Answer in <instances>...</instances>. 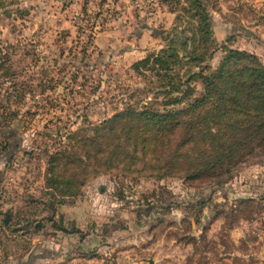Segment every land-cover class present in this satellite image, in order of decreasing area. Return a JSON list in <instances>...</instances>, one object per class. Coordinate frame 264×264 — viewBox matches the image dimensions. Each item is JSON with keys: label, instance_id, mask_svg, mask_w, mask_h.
I'll list each match as a JSON object with an SVG mask.
<instances>
[{"label": "rangeland", "instance_id": "obj_1", "mask_svg": "<svg viewBox=\"0 0 264 264\" xmlns=\"http://www.w3.org/2000/svg\"><path fill=\"white\" fill-rule=\"evenodd\" d=\"M205 1L207 64L223 47L264 64V0ZM184 5L0 0V264H264V147L221 177L111 170L83 174L76 195L46 187L51 154L85 156L73 133L153 99L132 64L195 21ZM240 198L254 205L235 219Z\"/></svg>", "mask_w": 264, "mask_h": 264}, {"label": "trees", "instance_id": "obj_2", "mask_svg": "<svg viewBox=\"0 0 264 264\" xmlns=\"http://www.w3.org/2000/svg\"><path fill=\"white\" fill-rule=\"evenodd\" d=\"M184 1L182 11L195 21L164 35L165 47L132 64L149 80L146 92H153V99L141 101L138 107L126 104L93 127V135L84 130L73 133H80L77 144L85 156L75 152L72 159L66 150L49 156L50 193L76 195L86 180L83 174L89 172L221 177L264 147V64L255 54L223 47L225 56L212 69L207 62L217 46L207 3ZM62 167L67 175L61 173ZM253 205L240 198L231 215L236 219Z\"/></svg>", "mask_w": 264, "mask_h": 264}, {"label": "water", "instance_id": "obj_3", "mask_svg": "<svg viewBox=\"0 0 264 264\" xmlns=\"http://www.w3.org/2000/svg\"><path fill=\"white\" fill-rule=\"evenodd\" d=\"M4 222L6 223V218L4 219Z\"/></svg>", "mask_w": 264, "mask_h": 264}]
</instances>
